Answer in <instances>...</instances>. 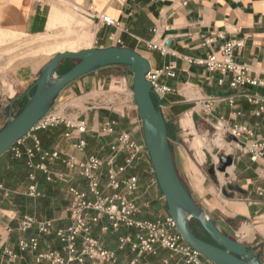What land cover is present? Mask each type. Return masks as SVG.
Returning <instances> with one entry per match:
<instances>
[{
	"label": "crops",
	"instance_id": "0c3cea01",
	"mask_svg": "<svg viewBox=\"0 0 264 264\" xmlns=\"http://www.w3.org/2000/svg\"><path fill=\"white\" fill-rule=\"evenodd\" d=\"M58 1L0 0V42H6L16 34L37 36L46 33L58 14L67 17L71 12L69 8L54 3ZM60 1L87 13L92 8L96 14H105L120 23L117 29L93 19L95 35L90 32L84 35L82 40L85 44L93 43L94 48H131L150 61L153 72L162 71L169 64L175 66L174 77L163 72L157 79L158 84L169 87L171 91L154 98L168 126L180 175L197 204L218 228L247 246L264 264V195L260 194L264 192V165L253 162L235 142L226 143L222 133H216L215 141H206L213 136L220 118L227 120L226 125L234 121L246 124L253 130L254 140L264 139V115L253 116V107L242 98L237 100L235 109L227 102H221L214 103L211 111L206 110L209 99L232 97L238 93L230 87V75L223 77L188 62V58H206L217 53L224 42L232 40L242 43L233 50L235 62L247 66L253 77L264 79V0H126L124 4L113 0ZM209 40L211 42L207 43ZM151 41L164 43L168 48L167 54L150 49L147 43ZM42 68L35 70L30 66L31 77L20 76L21 85L31 80L34 83ZM128 74H131L128 66H109L79 78L60 95L59 108L62 107L68 117L87 123L85 152L77 148L76 139L64 137L67 129L63 125L28 135L21 148H31L35 135L47 151L59 150L79 160L89 155L107 159L116 136H104L101 130L106 122L113 121L117 132H130L132 138L145 147L139 159L118 176L119 179L130 176L139 179V188L133 195L140 209L136 217L149 221L165 219L171 215L145 146L138 110L130 104L129 94L104 91L107 83H120ZM244 90L264 95L263 86L247 85ZM25 93L17 98H2L4 104H0V119L4 116L8 119L10 113L16 115L17 107L25 100ZM238 111L242 115H237ZM216 150L217 155L214 156ZM222 154L232 156L233 165L227 168L226 174H210V167L219 164L218 157ZM115 161L114 167L102 169L103 184L111 169L124 164L125 154L117 156ZM48 169L53 176L51 182L42 172L29 168L26 157L17 159L11 150L0 157V180L7 191V195L5 191L0 192V264H38L36 255L47 250L66 256L55 232L71 223L68 187L85 190L86 183L61 161L49 164ZM59 175L63 177L59 178ZM32 186L37 191L35 196L29 194ZM231 187H239L242 192ZM105 192L108 193L107 190ZM25 216L51 222L49 234L39 235L37 227L28 232V237L35 235L39 238L35 253L19 249L21 233L18 225ZM104 223L105 218L94 227L93 235L103 246L116 252L114 264H186L162 247L157 248L156 254L141 255L128 244L121 248L119 240L129 231L122 228L114 234L102 235L101 225Z\"/></svg>",
	"mask_w": 264,
	"mask_h": 264
},
{
	"label": "built area",
	"instance_id": "2783aa9c",
	"mask_svg": "<svg viewBox=\"0 0 264 264\" xmlns=\"http://www.w3.org/2000/svg\"><path fill=\"white\" fill-rule=\"evenodd\" d=\"M113 1L118 4L126 2V0ZM88 12L92 19L102 22L105 26H112L117 29L120 27L119 22L105 14H96L92 8ZM153 31L156 33V29ZM220 37L224 38L222 35ZM210 42L211 40L207 41V43ZM147 45L150 49L157 50L163 55L167 54L168 48L164 43L156 44L151 41ZM241 45L242 43L229 40L220 46L217 53L209 54L206 58H188V62L203 66L208 71L219 73L223 77L230 75V87L238 93L232 97L209 99L206 110L211 111L214 103L221 102H227L235 109L238 107L237 100L242 98L253 107V116L261 117L264 115V95L249 93L244 90V87L247 85L264 87V79L253 77L247 66L235 62L233 50L236 46ZM174 70L175 66L169 64L162 71L153 72L151 70L147 74L146 79L151 82L156 96L161 97L171 91L169 87L158 84L157 79L163 72L167 76L174 77ZM220 83H223V80ZM236 114L242 115V112L238 111ZM226 122L225 118L218 119V127L215 128V131H220L224 136L234 138L235 144L242 148L253 162L264 165V139L254 140V132L246 124L234 121L226 125ZM60 125L67 129L64 137L76 139L78 141L77 148L85 152L87 123L68 117L56 106L33 128L29 135ZM101 133L104 136H116L115 141L110 145L111 155L107 159L97 155H89L79 160L73 155H64L59 150L47 151L42 148L35 135H33L34 145L31 148L25 150L21 148L25 139L11 148L15 158L19 159L25 156L27 166L42 172L49 182L53 180V176L48 165L61 161L68 170L76 171L86 183L85 190L75 186L68 187V194L71 198V223L66 228L58 229L55 232L66 256L55 250H47L36 255V262L38 264L42 262L49 264H92L94 262L114 264L117 261L116 252L103 246L100 240L93 235L94 227L105 218L106 223L101 225V232L114 234L122 228L129 231L119 240L121 248L128 244L133 251L141 255L145 253L156 254L157 248L162 247L180 257L186 264H215L205 259L200 252L184 242L181 235L176 231L171 217L156 221L141 220L136 217L140 209L133 195L139 188V179L136 176L119 179L118 176L139 159L140 153L145 147L139 145L132 138L130 132H117L116 123L113 121L106 122ZM120 154H125L124 164L111 169L106 176L105 184H103L102 169L105 166L114 167L115 159ZM36 159L38 162H35ZM62 177L59 175V178ZM32 178L34 177L32 176ZM1 191H5L7 195L4 183L0 180ZM29 194L31 196L37 195L35 186L29 188ZM260 194L264 195V192L261 191ZM34 227H37L39 235H46L50 233L51 222L39 221L34 216H25L21 219L18 225V230L21 233L19 238L20 251L35 253L38 250L39 238L35 235L27 236ZM13 256L15 257V255Z\"/></svg>",
	"mask_w": 264,
	"mask_h": 264
},
{
	"label": "water",
	"instance_id": "95a60500",
	"mask_svg": "<svg viewBox=\"0 0 264 264\" xmlns=\"http://www.w3.org/2000/svg\"><path fill=\"white\" fill-rule=\"evenodd\" d=\"M66 60L77 63L69 71L60 73V67ZM114 65L128 66L133 76L132 92L142 122L145 146L175 229L184 242L215 264H263L247 246L224 234L197 204L177 168L168 126L156 104L153 86L146 79L152 69L151 63L131 48L113 46L56 54L43 66L25 93L26 103L22 111L18 115L10 113L6 125L0 130V157L30 134L56 106L69 85L87 74ZM228 138L236 142L234 138ZM218 159L219 164L210 167V174H226L234 162L230 155L222 154ZM231 189L242 192L239 187ZM193 221L200 224L213 243L196 235Z\"/></svg>",
	"mask_w": 264,
	"mask_h": 264
},
{
	"label": "rangeland",
	"instance_id": "374dc122",
	"mask_svg": "<svg viewBox=\"0 0 264 264\" xmlns=\"http://www.w3.org/2000/svg\"><path fill=\"white\" fill-rule=\"evenodd\" d=\"M54 3L63 8H69L72 13L70 12L67 17H61L58 14L52 28L48 29L42 35L29 36L16 34L8 41L0 42V104H4V102H1L2 98L7 96L20 97L25 93V90L30 88L33 80L25 82L23 85L20 83L22 82L20 76L31 77L30 66L38 70L60 52L95 49L93 43L92 45L86 46L87 44L82 40L83 36L89 34V32L95 35V26L92 17L83 9L70 3H64L60 0ZM76 63L77 61L66 60L60 67V73L69 71ZM28 64H30L29 67H27ZM132 82L133 76L132 74H128L126 80H122L120 83H107L104 91H107L109 94H113L114 92L116 94H129L128 99L130 104L135 107ZM25 103L26 100L20 103L15 111L16 115L22 111ZM59 106H61V102L58 100L56 107L59 108ZM135 109L137 110L136 107ZM6 122L7 116L0 119V130L6 125ZM216 133L219 134L222 132H212L213 136L206 141H215L217 139L216 137H218ZM225 137L226 139L224 140L226 143H234L227 136ZM226 146L228 148L227 151H230L229 146ZM213 155H217V150ZM193 226L202 237L206 238L207 235L196 221H193ZM101 234L106 235L103 232Z\"/></svg>",
	"mask_w": 264,
	"mask_h": 264
},
{
	"label": "trees",
	"instance_id": "16d2710c",
	"mask_svg": "<svg viewBox=\"0 0 264 264\" xmlns=\"http://www.w3.org/2000/svg\"><path fill=\"white\" fill-rule=\"evenodd\" d=\"M22 158H25V157H22ZM198 223V222H197ZM192 225H193V223H192ZM198 225H199V227L201 228V226H200V224L198 223ZM193 229H194V226H193ZM202 229V228H201ZM203 230V229H202ZM194 231H195V233H196V235L197 236H199V237H201L202 239H204V240H207V239H205L204 237H202L201 235H200V233H198L195 229H194ZM205 233V232H204ZM207 241H209V242H212L211 240H207ZM213 243V242H212Z\"/></svg>",
	"mask_w": 264,
	"mask_h": 264
},
{
	"label": "flooded vegetation",
	"instance_id": "af4514ba",
	"mask_svg": "<svg viewBox=\"0 0 264 264\" xmlns=\"http://www.w3.org/2000/svg\"><path fill=\"white\" fill-rule=\"evenodd\" d=\"M205 239H207V240H210V238L208 237V236H206V238Z\"/></svg>",
	"mask_w": 264,
	"mask_h": 264
},
{
	"label": "bare ground",
	"instance_id": "6f19581e",
	"mask_svg": "<svg viewBox=\"0 0 264 264\" xmlns=\"http://www.w3.org/2000/svg\"><path fill=\"white\" fill-rule=\"evenodd\" d=\"M91 38V37H90ZM90 42V41H89ZM86 46H89V45H86ZM74 51V50H73Z\"/></svg>",
	"mask_w": 264,
	"mask_h": 264
}]
</instances>
